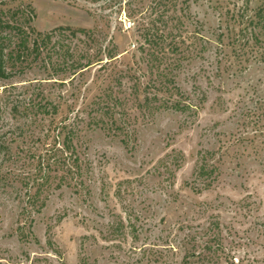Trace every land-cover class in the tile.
Here are the masks:
<instances>
[{
    "label": "rangeland",
    "instance_id": "obj_1",
    "mask_svg": "<svg viewBox=\"0 0 264 264\" xmlns=\"http://www.w3.org/2000/svg\"><path fill=\"white\" fill-rule=\"evenodd\" d=\"M6 1L34 7L38 30L100 29L101 45L114 42L119 55L73 80L0 63V176H10L0 178V264H264V0ZM180 14V31L194 44L173 75L197 112L164 106L179 96L150 81L139 49L142 22L163 28ZM40 91L61 105L57 119L79 121L89 191L50 192L25 238L16 133L24 104ZM107 102L123 133L92 122H108L99 108ZM202 155L218 176L199 191Z\"/></svg>",
    "mask_w": 264,
    "mask_h": 264
},
{
    "label": "trees",
    "instance_id": "obj_2",
    "mask_svg": "<svg viewBox=\"0 0 264 264\" xmlns=\"http://www.w3.org/2000/svg\"><path fill=\"white\" fill-rule=\"evenodd\" d=\"M170 3L175 5L172 0ZM188 7L187 1L186 8ZM34 18L35 9L30 4L11 7L6 0H0V63H10L12 69L21 74L39 66L49 76L47 79L71 74L73 80L94 64H101L103 67L117 60L118 46L111 42L110 46L103 47L98 34L100 29L60 25L42 31L33 25ZM184 23V14L176 15L175 19L162 20L163 28L155 29L150 20L142 22L144 42L139 49L153 74L150 81L153 84L172 86L179 96L164 106L183 112L196 109L194 111L197 112V108L185 101L187 97L177 86L173 75L174 69L181 65L182 59L189 55V49L194 44L190 37L187 39L180 31V26ZM73 38L79 39L82 46L68 42ZM167 52L175 53L178 57L169 61ZM123 72L130 80L139 79L136 73H126V70ZM138 82L139 80H135L134 84ZM205 99L203 96V100ZM145 103L147 106L151 103L147 95ZM115 106L114 103L107 102L105 107H99L103 115L108 116L107 121L110 123L104 117H93L92 122L105 129H117L123 133L124 126L118 124L114 115ZM60 112L61 105L47 97L43 91L32 95L22 109L26 123L16 133L15 162L19 168L14 172V180L25 189L26 200L20 211L18 226L25 238L28 237L27 224L29 227L34 224L33 215L46 207L50 192L64 187H72L76 192L84 189L89 191L86 183L88 167L77 145L80 137L79 121L70 115L57 119ZM195 176L202 182V187L196 183L193 185L195 190L209 189L218 176V167L210 164L206 156L202 155V162ZM0 178L10 179V176L7 173Z\"/></svg>",
    "mask_w": 264,
    "mask_h": 264
}]
</instances>
